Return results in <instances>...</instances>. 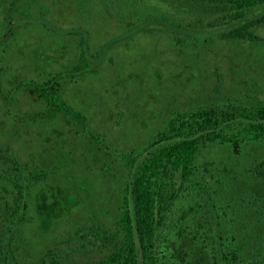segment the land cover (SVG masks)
Listing matches in <instances>:
<instances>
[{
    "label": "rangeland",
    "instance_id": "rangeland-1",
    "mask_svg": "<svg viewBox=\"0 0 264 264\" xmlns=\"http://www.w3.org/2000/svg\"><path fill=\"white\" fill-rule=\"evenodd\" d=\"M194 1L20 0L17 17L29 21L16 30L9 54L8 46H0V71L12 68L2 89L7 93L21 81L41 82L50 74L63 73L75 62L78 41L85 36L90 50L101 53V65L96 74L65 81L63 97L86 116L89 131L116 153L140 150L177 113L201 105L225 108L229 102L249 106L264 99V22L244 37L209 34L212 30L205 28L220 15L208 1L196 8ZM9 2L0 0V45ZM147 16L191 24L197 34L190 38L160 26L145 34L132 33L126 26ZM12 97L7 102L0 99V155L7 152L31 172H56L46 184L31 188L27 223L20 233L25 255L35 259L59 248L64 256L73 257L85 244L74 234L78 227L100 223L111 228L115 223L121 167L109 165L105 173L109 158L80 129L61 118H39L46 107L35 92L23 90ZM206 153L207 162H228L224 149ZM242 156L231 155L228 168L241 176L237 182L242 190L263 198L264 173L255 167L264 169V144ZM5 233L1 225V235ZM7 235L13 240V234ZM192 239L191 234L185 239L189 249L177 241L176 253H193L192 264H212L209 250H197ZM76 253L80 262L81 252ZM102 258L97 250L89 262ZM181 259L187 264L185 255Z\"/></svg>",
    "mask_w": 264,
    "mask_h": 264
},
{
    "label": "trees",
    "instance_id": "trees-1",
    "mask_svg": "<svg viewBox=\"0 0 264 264\" xmlns=\"http://www.w3.org/2000/svg\"><path fill=\"white\" fill-rule=\"evenodd\" d=\"M195 1V8L208 1L220 15L205 28L212 30L209 34L244 37L264 22V0ZM19 2L10 0L1 23L7 29L0 46H8L7 54L13 49L10 42L16 41L18 27L29 21L17 17ZM135 21L126 25L132 33L145 34L149 28L160 26L161 30H175L190 38L197 34L191 24H173L155 16L136 17ZM176 40L183 43L181 38ZM87 41L85 36L79 39L72 66L63 73L50 74L44 81H21L5 93L2 82L8 73L11 77L12 68L0 71V99L7 102L23 90L35 92L46 107L39 118H61L80 129L109 158L103 168L105 173L109 165L121 167L118 182L122 194L115 223L111 228L100 223L78 227L74 234L85 244L82 249L76 248L73 257L55 248L28 259L20 233L21 226L27 223L31 188L37 183L46 184L56 172H31L4 152L0 155V264H92L90 256L97 250L103 258L94 264H183L184 259L178 260L183 255L186 263L192 264L193 253H176L174 248L177 241L182 247L188 246L185 239L190 234V243L197 250H209L212 264H264V197L242 190L237 182L241 176L228 168L231 155L243 158L245 150L264 144V99L249 106L229 102L225 108L201 105L177 113L140 150L116 153L99 135L89 131L86 116L63 97L65 81L98 72L101 53L92 52ZM216 148L227 151V163L223 159L216 164L206 161L210 156L204 152ZM255 171L264 173L261 166H256ZM247 173H252L251 167ZM1 225L6 230L2 235ZM7 233L13 234V240ZM77 251L81 252L80 262L74 258Z\"/></svg>",
    "mask_w": 264,
    "mask_h": 264
}]
</instances>
